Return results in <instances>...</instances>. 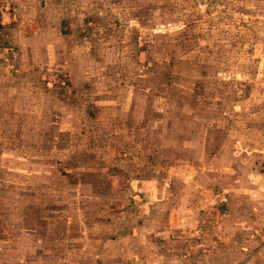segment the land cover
<instances>
[{
    "label": "rangeland",
    "instance_id": "374dc122",
    "mask_svg": "<svg viewBox=\"0 0 264 264\" xmlns=\"http://www.w3.org/2000/svg\"><path fill=\"white\" fill-rule=\"evenodd\" d=\"M68 1L46 59L0 40V264L85 256L126 209L161 232L109 264H264V0Z\"/></svg>",
    "mask_w": 264,
    "mask_h": 264
},
{
    "label": "crops",
    "instance_id": "0c3cea01",
    "mask_svg": "<svg viewBox=\"0 0 264 264\" xmlns=\"http://www.w3.org/2000/svg\"><path fill=\"white\" fill-rule=\"evenodd\" d=\"M67 5L69 3L68 0L61 2L58 0H0V25L3 27L0 30V40L8 41L14 43V46L18 48V53H20V57L23 62L25 59L28 60L29 63L31 57H40L46 59L47 50H50V47L46 48L48 37V28L47 26L52 24H56V26H60L58 32L63 34L68 28L65 15L63 16L62 10H57L54 12V7L49 9L41 8L42 5ZM41 10V11H40ZM42 12V13H40ZM73 28V27H72ZM59 35V33H57ZM9 51H6L8 53ZM12 56V55H10ZM89 58V57H87ZM27 63V62H26ZM34 66V65H33ZM24 73L36 72V67L26 69L24 66ZM37 71L41 73L42 67L38 66ZM54 70L50 71L53 72ZM63 72V71H62ZM61 73V70H60ZM88 73V72H87ZM13 86V85H12ZM192 168L193 166H189ZM207 170V169H205ZM204 170H200L201 174ZM205 172V171H204ZM206 176H210L211 172H206ZM215 183L212 181L207 182V188H214ZM144 187V185H142ZM214 202H220L221 197L214 196ZM210 195L207 198H203L200 196L201 204L200 206H194L195 210H188V206H186V211L184 212V216L190 217L191 214L193 216L202 217L205 216L202 214V207L205 202L211 201L213 199ZM246 199H249L247 197ZM188 202V198H186ZM126 208V207H125ZM193 212V213H192ZM108 213V218H114L117 221L115 226L106 227L104 230L97 229H88L85 228L84 235L85 239L88 241L84 243L83 248L87 250V254L85 256H77L74 259L68 260V258H63L62 256L55 259V264H109L110 261L117 262L114 258L110 260L109 252L111 249H119V256L125 255L126 250L134 248L135 250H140L143 248L144 243H146V239L149 235L157 236L160 234L161 230H158L156 227H138L137 224L128 225V218L134 217L139 218L138 213H131L129 210L122 211H114ZM177 211L171 213V216H174ZM154 214V211L151 212V215ZM150 215V216H151ZM144 215L142 214L141 217ZM72 219V218H71ZM71 219L69 220V224L71 223ZM68 223V220H66ZM106 222V224H108ZM112 222L108 225H110ZM170 232L175 231L174 226H169L168 228ZM88 230V231H87ZM94 230V232L92 231ZM0 231H4L2 227H0ZM96 235V238H94ZM154 239H157L155 237ZM138 255V254H137ZM123 259H119L118 264H128V261L125 257ZM138 259V258H137ZM135 260L136 264H139ZM140 259V258H139ZM23 264H26V259L23 258ZM45 264H50L51 261L43 260Z\"/></svg>",
    "mask_w": 264,
    "mask_h": 264
}]
</instances>
